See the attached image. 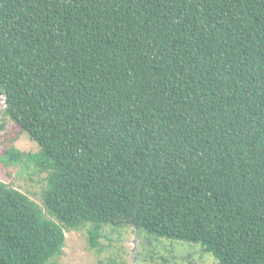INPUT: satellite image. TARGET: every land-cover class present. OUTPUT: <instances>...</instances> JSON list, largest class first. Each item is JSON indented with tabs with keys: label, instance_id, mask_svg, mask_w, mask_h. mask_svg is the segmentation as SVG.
I'll return each instance as SVG.
<instances>
[{
	"label": "trees",
	"instance_id": "1",
	"mask_svg": "<svg viewBox=\"0 0 264 264\" xmlns=\"http://www.w3.org/2000/svg\"><path fill=\"white\" fill-rule=\"evenodd\" d=\"M0 88L51 218L0 181V264L124 225L264 264V0H0Z\"/></svg>",
	"mask_w": 264,
	"mask_h": 264
},
{
	"label": "rangeland",
	"instance_id": "2",
	"mask_svg": "<svg viewBox=\"0 0 264 264\" xmlns=\"http://www.w3.org/2000/svg\"><path fill=\"white\" fill-rule=\"evenodd\" d=\"M5 108V96L0 88V123L3 124L0 129V181L27 195L50 218L42 204L46 174L34 163L24 165L27 161H23L17 165L6 155L11 146L24 154H35L39 147L4 117ZM87 237V228L66 232V242L57 264H216L211 255L198 253L200 246L197 244L154 236L147 241L127 225L106 227L95 249L89 246ZM189 254L193 258L188 259ZM165 260L168 263H164Z\"/></svg>",
	"mask_w": 264,
	"mask_h": 264
}]
</instances>
